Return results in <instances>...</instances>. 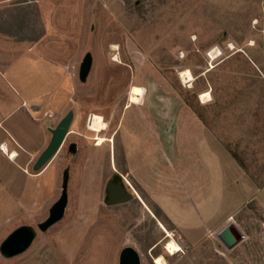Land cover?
Segmentation results:
<instances>
[{
  "label": "rangeland",
  "instance_id": "374dc122",
  "mask_svg": "<svg viewBox=\"0 0 264 264\" xmlns=\"http://www.w3.org/2000/svg\"><path fill=\"white\" fill-rule=\"evenodd\" d=\"M0 32L13 36V49H0V67L16 71L24 57L17 56L24 50L15 51L17 43L38 51L45 65L43 72L22 69L24 87L0 68V117L20 104L15 90L35 94L26 123L38 138L30 149L15 146L14 161V152L5 155L0 146V246L20 227L36 233L27 252L13 259L0 253V264H119L126 248L139 253L141 264H264V213L254 203L230 222L246 237L236 251L216 231L197 246L188 243L162 207L180 226L217 222L246 199L235 185L239 171L231 158L253 181L264 182V0H0ZM87 54L93 65L82 83ZM151 86L177 106L184 123L183 148L162 130L154 161L158 169L173 161L178 172L204 177L194 179L206 188L196 210L166 198L168 182L156 183L157 199L149 197L131 173L138 156L127 144L135 131L129 118L146 113V92L159 112L165 107ZM204 94L211 96L205 102ZM70 112L74 119L62 147L36 172L50 130ZM99 139L105 140L101 146ZM119 180L134 199L107 206ZM65 181L64 218L42 232ZM169 241L182 251L170 256Z\"/></svg>",
  "mask_w": 264,
  "mask_h": 264
},
{
  "label": "crops",
  "instance_id": "0c3cea01",
  "mask_svg": "<svg viewBox=\"0 0 264 264\" xmlns=\"http://www.w3.org/2000/svg\"><path fill=\"white\" fill-rule=\"evenodd\" d=\"M13 36L8 35L6 33L0 32V49H13L12 43L10 40H12ZM28 40H21L19 39L17 42H26ZM17 52L22 51L23 53H19L17 56H20V54H24V57L21 59H17L18 62V68L16 71L12 70V68L8 66L0 67L5 70V72H8L10 74L11 79H15L13 77H16V80H18L17 83H20V86L24 87L26 84L19 78H22V69L26 68L29 70L34 71L37 73L39 70L40 72L44 71V63L42 61H38V57L36 59V55L40 54L38 51L34 52L33 50L29 52L28 46L24 45L20 46V43L15 44ZM14 46V47H15ZM5 56V52L3 53ZM7 54V53H6ZM34 57V59H33ZM4 60V58H3ZM36 62H35V61ZM5 61V60H4ZM42 67V68H41ZM21 73H20V71ZM39 72V73H40ZM8 83L12 88H15V85L8 80ZM19 85V84H18ZM153 87L152 91L153 94L158 96L160 98L159 93V87ZM143 90L145 92V89L143 87ZM15 95H17L18 98V104L14 105L13 109H10V112H8L6 115H2L0 117V146L3 145L2 149L5 147L7 151L10 153L14 152L16 153V150L14 149L15 146H25L26 148L30 149L29 147L35 146L38 144V138L36 139L35 133L28 128L26 120L28 119L26 115V109L28 106L35 100L34 96L35 94H25L24 93H18V91L15 90ZM148 92H146V95H144L142 99V107L145 108L146 113L141 112V116L137 115L135 118L130 120L129 123L133 126L132 138L130 136V139L128 138V145H130L129 148L133 149V154L138 156V168L131 169V173L134 176V178L139 183L140 187L147 191L148 196L151 198H156L155 195V184H161L164 182H168L170 185V188L165 191L166 198L170 199L174 203H176L178 206L182 207L183 210H190L191 208H194L193 210H196L197 208L201 207L203 196L205 195L206 188L204 187V184H201V186H195L194 185V179L196 178V182H200L204 180V177H201L199 173L196 175L189 174L188 170L185 171H177L174 167L175 164L173 161L165 162L164 164L161 163V168L158 169L157 163H155L154 158L157 155L155 153L156 150L162 149L160 144L159 135L161 134V131L163 132L168 129V133L170 136H175L179 148L183 146L182 141L183 138V127L184 124L181 120V114L178 113L177 106L175 107L173 102L164 101L160 98L159 101H161L162 104H164V108L161 112L158 111L157 107L154 106L152 100H147ZM140 102V101H139ZM22 111L21 118H16V115L18 114V111ZM18 119L15 121H12L14 119ZM198 121V120H197ZM12 123L11 125L8 123ZM29 125V124H28ZM8 126V127H7ZM30 127V126H29ZM2 128V129H1ZM130 133V132H129ZM129 133L127 134L129 136ZM130 133V134H131ZM42 136V139L44 137V132L38 134ZM153 140H152V138ZM52 139V138H51ZM126 144V145H127ZM48 147V146H47ZM183 148V147H182ZM127 151V148H125ZM46 150V149H45ZM129 150V149H128ZM129 153V152H128ZM142 153L146 155L144 158L141 157ZM17 154V153H16ZM42 155V154H41ZM40 155V156H41ZM141 155V156H140ZM163 157V155H162ZM230 164H232V167L236 169V171H239V176L236 179V187L243 191L246 194V199L244 201H241L239 203H236L231 209H229L225 215H223L217 222L214 224L212 223H204L202 228L199 229L198 224H190L188 226H180L178 222L175 221V219L169 216L167 210L165 209L164 205L163 210L165 214L167 215L168 219L171 222V225L173 226L175 231L180 234L188 243L192 245H199L206 237H208L209 233L215 232L217 235L225 228L227 227L230 222L238 215L240 214L244 209H246V206L250 205L251 203H254L256 207L264 213V182H255L251 177L248 176L247 171L243 170V168L237 163V161L233 158H231ZM130 163V162H129ZM188 163V162H186ZM172 166L173 168H170L169 171H165L167 169H164L163 166L165 165ZM201 164V163H200ZM203 164V163H202ZM135 166V165H134ZM173 169V170H171ZM204 169V168H203ZM205 172V171H203ZM204 176V175H202ZM176 183V184H175ZM179 183V184H178ZM197 184V183H196ZM173 185V186H172ZM192 210V209H191ZM190 210V211H191ZM240 230V229H239ZM242 232V231H241ZM264 238V234H263ZM246 240V237L244 238ZM243 242V241H242ZM242 242L236 246L234 249L229 251H236L238 247L242 244Z\"/></svg>",
  "mask_w": 264,
  "mask_h": 264
},
{
  "label": "water",
  "instance_id": "95a60500",
  "mask_svg": "<svg viewBox=\"0 0 264 264\" xmlns=\"http://www.w3.org/2000/svg\"><path fill=\"white\" fill-rule=\"evenodd\" d=\"M92 65L93 57L91 54H87L80 67L79 77L82 83L86 82ZM73 119L74 114L70 112L55 129L50 130L52 139L34 166L36 172L45 168L56 156L69 134ZM71 151L75 153V145H72ZM67 188L68 183L65 181L60 200L50 210L48 219L39 226L42 232L48 231L63 220L68 206ZM133 199L134 196L126 191L122 183H119L110 188L106 205L110 207L119 206L129 203ZM218 238L228 250H232L244 241L245 236L234 224H229L218 234ZM35 239L36 233L31 227H20L10 234L1 244V256L5 259H13L21 256L30 249ZM119 264H141L140 255L135 249L126 248L121 252Z\"/></svg>",
  "mask_w": 264,
  "mask_h": 264
},
{
  "label": "bare ground",
  "instance_id": "6f19581e",
  "mask_svg": "<svg viewBox=\"0 0 264 264\" xmlns=\"http://www.w3.org/2000/svg\"><path fill=\"white\" fill-rule=\"evenodd\" d=\"M114 51H117V47H114V49H113ZM187 79L188 78H186L185 79V81H187ZM190 80H192V78L190 77L189 78ZM209 97H211L209 94H204L203 96H202V99H203V102H205V100L207 99V98H209ZM210 101V100H209ZM207 103V102H206ZM205 103V104H206ZM98 142H99V144H98V146H101V145H103V143L105 142V140L104 139H99L98 140ZM3 151V153L5 154V155H8V156H10L11 154H8L9 152L7 151V149L4 147V149H2ZM17 158V154L16 153H12V155H11V161H14L15 159ZM166 251H167V253L170 255V256H175L176 254H178V253H180L181 251H182V249H181V247L177 244V243H175V242H173V241H169L167 244H166Z\"/></svg>",
  "mask_w": 264,
  "mask_h": 264
},
{
  "label": "flooded vegetation",
  "instance_id": "af4514ba",
  "mask_svg": "<svg viewBox=\"0 0 264 264\" xmlns=\"http://www.w3.org/2000/svg\"><path fill=\"white\" fill-rule=\"evenodd\" d=\"M130 107H127V109H129ZM72 145H75V144H72ZM72 145L69 147V151L71 152V153H73V154H75L76 153V145H75V153L74 152H72L71 151V147H72ZM119 183H122L120 180L119 181H116V182H114V184L112 185V186H116L117 184H119ZM123 184V183H122ZM111 186V187H112ZM123 187H124V185H123ZM135 192V195L136 196H138V194H137V192L136 191H134ZM108 195H109V193H108ZM107 199H108V197H107Z\"/></svg>",
  "mask_w": 264,
  "mask_h": 264
},
{
  "label": "trees",
  "instance_id": "16d2710c",
  "mask_svg": "<svg viewBox=\"0 0 264 264\" xmlns=\"http://www.w3.org/2000/svg\"><path fill=\"white\" fill-rule=\"evenodd\" d=\"M159 213H160V212H159ZM159 213L155 212V214H156V216H157V217H159ZM157 258H158V257H157ZM162 259H163V261H165V260H166V259H165V258H163V257H162Z\"/></svg>",
  "mask_w": 264,
  "mask_h": 264
},
{
  "label": "built area",
  "instance_id": "2783aa9c",
  "mask_svg": "<svg viewBox=\"0 0 264 264\" xmlns=\"http://www.w3.org/2000/svg\"><path fill=\"white\" fill-rule=\"evenodd\" d=\"M213 53H215V51H212V54H213ZM209 56H210V54H209Z\"/></svg>",
  "mask_w": 264,
  "mask_h": 264
}]
</instances>
